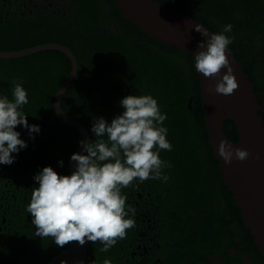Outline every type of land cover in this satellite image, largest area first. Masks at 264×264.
<instances>
[{
	"label": "flooded vegetation",
	"instance_id": "1",
	"mask_svg": "<svg viewBox=\"0 0 264 264\" xmlns=\"http://www.w3.org/2000/svg\"><path fill=\"white\" fill-rule=\"evenodd\" d=\"M189 16L213 33L232 24L229 45L247 75L264 120V0H156ZM113 0H0V95L22 83L29 94L23 106L35 139L17 126L28 147L11 166L0 165V264H51L76 242L58 247L53 238L36 236L26 211L33 177L51 166L71 175L70 157L80 142L92 143L96 118L109 123L128 95L157 99L172 151L161 150L170 179L133 181L121 193L135 209L126 230L108 252L89 242L85 264H264L256 240L245 225L226 184L205 127L200 78L193 57L166 46L125 22ZM77 66L75 78L60 100L62 112L78 124L65 123L57 96ZM199 91V93H198ZM238 135V134H237ZM239 139V136L237 140ZM63 167H58V161Z\"/></svg>",
	"mask_w": 264,
	"mask_h": 264
},
{
	"label": "clouds",
	"instance_id": "2",
	"mask_svg": "<svg viewBox=\"0 0 264 264\" xmlns=\"http://www.w3.org/2000/svg\"><path fill=\"white\" fill-rule=\"evenodd\" d=\"M233 25L222 26L219 33H210L203 25L194 31L203 40L198 43L193 56L195 69L204 78L219 77L216 94L230 96L238 88L233 69L226 52L234 42ZM225 73L220 77L221 70ZM10 100L0 95V165L11 166L16 155L28 145L21 139L17 126L27 130L35 139L41 131L39 125H30L23 106L29 104V94L22 83H15ZM123 111L109 123L103 117L96 118L91 132L96 139L90 143L80 142L82 153H73L71 175H59L51 166L44 167L34 175L38 187L32 189L26 211L32 217L36 236L51 237L63 248L72 242L83 246L99 241L101 252H108L118 239L126 236V230L135 226L126 210V197L121 189L133 181L159 180L167 183L170 177L163 169L171 164L160 159L161 150L172 151L167 139L169 130L163 126L167 113L161 111L152 95H128L119 101ZM218 155L225 164L233 159L245 161L250 153L233 147L224 141L219 143ZM259 159V157H257ZM63 167V161H58ZM103 264H112L105 258Z\"/></svg>",
	"mask_w": 264,
	"mask_h": 264
},
{
	"label": "water",
	"instance_id": "3",
	"mask_svg": "<svg viewBox=\"0 0 264 264\" xmlns=\"http://www.w3.org/2000/svg\"><path fill=\"white\" fill-rule=\"evenodd\" d=\"M113 1L121 16L145 35L191 56L199 51L197 45L203 40V37L194 31V28L196 25L202 24L196 20L153 0ZM203 27L206 28L204 25ZM206 29L213 33L208 28ZM53 49L65 52L73 61L72 74L57 96V112L65 123L79 129L78 124L68 118L60 106L62 96L70 88L75 78L76 61L68 50L60 47H53ZM39 50L42 49L16 54H0V59L19 58ZM226 55L238 84V88L234 90L232 95L216 94L215 87L219 77L204 78L202 74L196 71L200 78V97L205 127L224 180L233 194L234 202L245 225L251 230L264 257V120L258 115L257 97L242 66L229 48ZM225 71V69L221 70L220 77ZM227 121L235 125L239 136L237 143L231 141L224 132V124ZM221 141L231 145L233 149L239 148L248 151L250 153L249 158L242 162L233 159L231 164H225L218 155V147ZM80 153H82V148L77 152V154ZM88 244L89 242L86 241L83 246H80L76 242L72 247L58 255L51 264H85Z\"/></svg>",
	"mask_w": 264,
	"mask_h": 264
},
{
	"label": "trees",
	"instance_id": "4",
	"mask_svg": "<svg viewBox=\"0 0 264 264\" xmlns=\"http://www.w3.org/2000/svg\"><path fill=\"white\" fill-rule=\"evenodd\" d=\"M154 2H156V3H159V4H161V5H163V6H165L164 4H162L161 2H157L156 0H153ZM167 7V6H166ZM176 10V9H175ZM118 13H119V16L126 22V20L121 16V14H120V12L118 11ZM199 90H201V89H199ZM198 93H199V91H198ZM224 132H225V134H226V136L231 140V141H233V142H235V143H237L238 142V140H237V138H238V133H237V131H236V128H235V125H234V123H232V122H230V121H227V122H225V124H224Z\"/></svg>",
	"mask_w": 264,
	"mask_h": 264
}]
</instances>
